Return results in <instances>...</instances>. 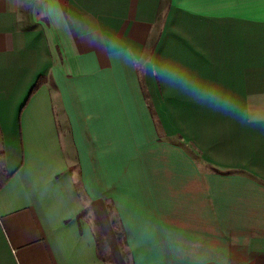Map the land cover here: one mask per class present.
I'll return each instance as SVG.
<instances>
[{
    "label": "crops",
    "instance_id": "crops-1",
    "mask_svg": "<svg viewBox=\"0 0 264 264\" xmlns=\"http://www.w3.org/2000/svg\"><path fill=\"white\" fill-rule=\"evenodd\" d=\"M59 5L113 47L0 0V264H264V0ZM157 57L236 110L165 91Z\"/></svg>",
    "mask_w": 264,
    "mask_h": 264
},
{
    "label": "clouds",
    "instance_id": "clouds-1",
    "mask_svg": "<svg viewBox=\"0 0 264 264\" xmlns=\"http://www.w3.org/2000/svg\"><path fill=\"white\" fill-rule=\"evenodd\" d=\"M11 3L12 0H10ZM15 5L17 9L23 10L38 23L47 21L49 24L66 25L73 39L84 43L90 50L96 52L97 56L101 52L108 56L109 49L113 47L109 38L99 31L89 32L87 36L82 35L76 23L60 7L59 0H15ZM136 59L139 60L140 58L137 57ZM133 67L138 72L141 70L135 63ZM143 70L149 80L154 79L158 84L165 85V91L182 96L189 102L199 105L207 104L213 110L225 113L235 111L240 103L219 92L209 82L178 61L157 57L144 63ZM244 122L260 124L264 123V119L253 118Z\"/></svg>",
    "mask_w": 264,
    "mask_h": 264
},
{
    "label": "trees",
    "instance_id": "trees-1",
    "mask_svg": "<svg viewBox=\"0 0 264 264\" xmlns=\"http://www.w3.org/2000/svg\"><path fill=\"white\" fill-rule=\"evenodd\" d=\"M11 175L12 174L7 170V167H6L5 156L3 153H0V189L8 181ZM122 236H123V233L119 232V238L121 241H122Z\"/></svg>",
    "mask_w": 264,
    "mask_h": 264
}]
</instances>
